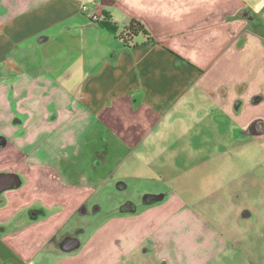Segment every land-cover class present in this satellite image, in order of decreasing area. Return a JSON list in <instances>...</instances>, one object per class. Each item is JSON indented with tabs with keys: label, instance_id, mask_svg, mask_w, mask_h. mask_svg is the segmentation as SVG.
Listing matches in <instances>:
<instances>
[{
	"label": "crops",
	"instance_id": "crops-1",
	"mask_svg": "<svg viewBox=\"0 0 264 264\" xmlns=\"http://www.w3.org/2000/svg\"><path fill=\"white\" fill-rule=\"evenodd\" d=\"M86 1L0 0V174L13 176L0 264H190L196 247L215 260L249 245L264 194V0ZM131 20L153 41L119 38ZM76 163L93 178H75ZM115 164L166 181L168 196L146 217L89 226L109 208L89 200L114 190L98 165Z\"/></svg>",
	"mask_w": 264,
	"mask_h": 264
},
{
	"label": "rangeland",
	"instance_id": "rangeland-1",
	"mask_svg": "<svg viewBox=\"0 0 264 264\" xmlns=\"http://www.w3.org/2000/svg\"><path fill=\"white\" fill-rule=\"evenodd\" d=\"M84 5L90 8V1H86ZM83 162V161H82ZM99 167H104L111 169V174L114 182L113 191L109 194L100 195V196H93L89 201L90 202H97L99 205H104V207H109L107 211H102L97 214L95 211L92 213L86 214L85 218L90 219V225L97 226V224L108 223L111 218L115 216H128V217H146L148 215V211L154 210L155 208L158 209L162 204L163 201L168 196V190L166 185L168 184L165 181V186L159 185L156 181L148 180V179H135L128 177L127 174L131 172L127 171L130 165L127 164H115V165H98ZM112 166V167H110ZM72 171L74 172V177L78 178L79 175H85L89 179L93 178L92 173L90 171V165H86L85 163H76L71 166ZM109 171H107L103 176L107 175ZM108 176V175H107ZM150 178V176H149ZM156 190H163L159 193H155ZM148 197H152L153 199L148 201ZM126 203L132 204V209L130 211H124L122 209L123 205ZM260 208H262V212L260 214L261 222L259 219L255 221L252 229L256 232L257 230V238L252 239V242L249 245L246 243L243 246L241 244L233 245L231 247V251L228 254L220 255V257L212 260V258L207 257L205 253H201L199 248H195L193 250V257L190 264H264V194L260 196ZM95 204L94 206L102 207ZM89 208L90 206H86ZM113 207V209H111ZM148 212V213H147ZM79 220H83L82 217H78ZM85 222V221H84ZM86 231H90L87 226L85 225ZM67 232V230H65ZM79 232H82L79 231ZM79 240H82L81 251L85 240L87 239L86 236H76ZM252 237V236H250ZM72 252L77 253L75 250ZM154 261L152 259H140V260H133V264H153ZM166 264V263H163Z\"/></svg>",
	"mask_w": 264,
	"mask_h": 264
},
{
	"label": "trees",
	"instance_id": "trees-1",
	"mask_svg": "<svg viewBox=\"0 0 264 264\" xmlns=\"http://www.w3.org/2000/svg\"><path fill=\"white\" fill-rule=\"evenodd\" d=\"M103 26L112 32L116 31V26L114 23H103ZM137 34L144 35L148 42L153 41V38L150 36L149 32L137 20H131L129 24L125 26L119 33V38H121L126 44H128L132 38L137 36Z\"/></svg>",
	"mask_w": 264,
	"mask_h": 264
},
{
	"label": "water",
	"instance_id": "water-1",
	"mask_svg": "<svg viewBox=\"0 0 264 264\" xmlns=\"http://www.w3.org/2000/svg\"><path fill=\"white\" fill-rule=\"evenodd\" d=\"M12 177L13 176H11V175L0 174V191H2L3 189L11 186V184L13 183V178ZM150 200L151 199L149 197L148 201H150Z\"/></svg>",
	"mask_w": 264,
	"mask_h": 264
}]
</instances>
